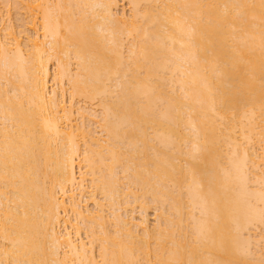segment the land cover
Instances as JSON below:
<instances>
[{"label": "bare ground", "instance_id": "obj_1", "mask_svg": "<svg viewBox=\"0 0 264 264\" xmlns=\"http://www.w3.org/2000/svg\"><path fill=\"white\" fill-rule=\"evenodd\" d=\"M0 1V264H264V0Z\"/></svg>", "mask_w": 264, "mask_h": 264}, {"label": "rangeland", "instance_id": "obj_2", "mask_svg": "<svg viewBox=\"0 0 264 264\" xmlns=\"http://www.w3.org/2000/svg\"><path fill=\"white\" fill-rule=\"evenodd\" d=\"M13 1H15V0H13ZM0 2H2V1H0ZM18 2H19V0H18ZM2 3H3V2H2ZM2 3L0 4V17L2 16V17L0 18V20L3 18L2 20L5 21L4 24L11 25V27H13V29H12V31H13V32H12V35H13V34L16 35V34H17V31H18L19 29H21V27H20L21 24H22L21 22H22V21L24 20V18H25V17H23V16H26V14H24V15L21 14L22 12H21V10H20V15H19V12H17L18 10L16 11V9H15L16 12H14L13 7H9V9H8V10H10V11H9L10 16H9V13H8V12L5 13V8L2 7L4 3H3V4H2ZM4 5H5V4H4ZM5 7H6V6H5ZM121 8L123 9V13H124V15H128V16H129V14H130V13H129V11H130V6L128 5V3H126L125 1H122V0H118V1H117V9H116V12H117V10H118V12L121 13V10H122ZM6 9H7V8H6ZM120 9H121V10H120ZM118 12H117V13H118ZM15 13H17V15H18L17 18H16V14H15ZM120 13H118V14H120ZM126 13H127V14H126ZM4 15H7L6 18H8V17H9V18L6 20V18H4V17H5ZM18 17H19V18H18ZM22 17H23V18H22ZM20 18H21V22L18 21V19L20 20ZM6 21H8V23H7ZM0 24H1V26H0L1 32H3V31H2V29H3L2 27H4V24H2V21H1ZM19 24H20V25H19ZM12 25H13V26H12ZM1 32H0V33H1ZM30 32H31V31H29V30L26 31L27 34H30ZM31 34H32V32H31ZM125 43H126V42H125ZM126 44H127V43H126ZM126 44H124V46H123L124 48H125V45H126ZM123 52H125V50H124ZM51 61H52V60L49 61L50 63L48 62V63H49V64H48V65H49V73H50V74H53V73L55 72L56 69H55V67L52 65L53 61H52V62H51ZM71 63H72V65L70 66V68H71V67L74 68V64H73L74 62L71 61ZM72 68H71V69H72ZM64 80H65V79H63V81H64ZM60 85H61V83H60ZM60 85H57V86L54 85V86H53V87L56 89L57 92L60 91V88L58 89V87H60ZM48 86H49V88H47L48 90H46V91H49V90H50V86H51V83H50V82L48 83ZM66 86H68V85H67V82H63L62 87H64L63 89H65L64 94H63L64 101H66L65 104H67L68 101H69V96H68V91H67ZM61 89H62V88H61ZM85 102H86V103H85ZM73 103H74V107H75V108L80 107V108H83V109H84V108H88V107H89L91 110L93 109L94 111H96V110L98 109V107L95 106V104H93V103H95V102H91V103H89V102H87V101H82V99H76V100L73 101ZM87 103H88V104H87ZM90 104H91V105H90ZM89 108H88V109H89ZM80 111H81V110H80ZM82 111H83V110H82ZM87 111H89V110H87ZM87 111L84 110L83 112H87ZM97 111H98V110H97ZM97 111H96V114H99V113H97ZM72 118H73V120H75V123H76V124H75L74 121H73L72 123H74V125H77V124L80 122V120H79V116H78V115L75 114V115H73ZM79 125H80V123H79ZM93 127H94V128H93ZM95 127H96V126H90V127H89L90 129H91V128L93 129V130H91V131H93L92 133H94V135H92V136L98 137L99 139H100V138H101V139L104 138V137H103V134L98 132L99 129H98V128H95ZM80 143H81V142H80ZM261 145H263V143H262ZM76 162H77V161H76ZM76 165H77V163H76ZM78 165H79V164H78ZM77 168H78V167L76 166L75 169H74V170H75V175H76V176L79 175V171H78ZM79 169L81 170V168H79ZM81 172H82V171H81ZM119 175H121V173L118 174V177H119ZM122 175H123V177L125 176L124 173H122ZM122 175H121V176H122ZM121 176H120V179L123 180V177L121 178ZM121 180H120V181H121ZM122 182H125V180H123ZM122 182H120V183H122ZM124 185H125V184H124ZM125 186H126V185H125ZM99 197H100V196H99ZM99 197H98V196L96 197V200H98V202L101 200ZM99 199H100V200H99ZM87 202H88V203H86V204H87L86 206L88 207L89 210L93 211V209L95 208V205H93V203L90 202V201H87ZM102 203H105V202H102ZM93 206H94V207H93ZM106 208L108 209V206H106V207L104 208V209H105L104 211H106V212L109 213V214L107 215V213H105V212H104V213L106 214L107 218L109 217L108 220H109V219L112 220V217L109 216V215H110V212H109V211H110V208H109L108 210H107ZM150 208H152V206H151ZM150 208H148V209L146 210L145 215H146L147 220L149 219L148 222H150V223L152 224V226H153V225H154V224H153V221L155 222V220H154V219H155V215H157L158 212H157V209H156V210L153 209L154 207H153L152 209H150ZM135 210H136V213H137V214L135 213ZM153 210H154V211H153ZM155 211H156V212H155ZM118 212H119V211H118ZM120 212H121V214H122V210H120ZM138 212H139V210L137 211V209H134V213H135V215H134V213L132 212V213H133V214L131 213V214H132V217L134 216L135 218H136V217L139 218V216H140V214H141L142 212H140L139 214H138ZM104 213H103V215H104ZM147 213H148V214H147ZM153 213H155V214H153ZM121 214H120V215H121ZM123 214H124V213H123ZM142 215H144V213H143ZM142 215H141V216H142ZM147 215H148V216H147ZM122 216H123V215H122ZM124 217H125V216H124ZM124 217H123V218H124ZM125 218H126V217H125ZM137 218H136V219H137ZM153 218H154V219H153ZM106 220H107V219H106ZM112 221H113V220H112ZM108 222H110V221H108ZM148 222H147V224L150 225V223H148ZM108 224L111 225V222L108 223ZM109 225H107V227H108V230L111 231L112 226H111V228H110ZM150 227H151V226H150ZM109 228H110V229H109ZM259 228H260V227H259ZM259 228H258L257 230H260V231H262V229L264 230V225L261 226L262 229H261V228L259 229ZM253 233H257V234H258L259 232H256V230H255ZM261 233H262V232H261ZM82 236H83V237H82ZM84 236H85L84 234H83V235L81 234V238L83 239L84 242L87 243L88 239H86V237H84ZM85 240H86V241H85ZM94 250L96 251V249H94ZM94 250H93V252H94V253H93V254H94V257H95L96 260H98V257L96 256V252H95Z\"/></svg>", "mask_w": 264, "mask_h": 264}]
</instances>
